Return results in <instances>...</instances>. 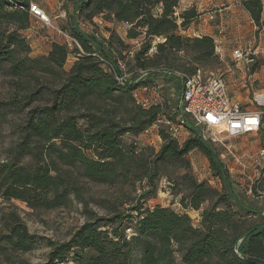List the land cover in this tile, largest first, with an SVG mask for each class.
I'll return each instance as SVG.
<instances>
[{
	"label": "trees",
	"instance_id": "16d2710c",
	"mask_svg": "<svg viewBox=\"0 0 264 264\" xmlns=\"http://www.w3.org/2000/svg\"><path fill=\"white\" fill-rule=\"evenodd\" d=\"M182 1L81 0L76 12L82 22L92 25L96 17L129 25L128 40L143 41L132 58V72L193 75L199 68L179 70L171 66V60L188 53L197 64L216 63L219 56L212 37L184 35L199 14L195 7L181 11ZM239 1L255 25L262 27L264 0ZM31 2L0 0V71L9 65L17 94L14 100L0 103V126L8 122L6 114L10 110L23 116L22 124L16 126L19 143L11 150V158L0 163V198L3 202H23L33 210L67 208L77 201L87 217L67 242L48 240L51 252L44 264H137L133 258L136 249L141 250V264H248L241 254L264 260V228L247 227L232 210L229 202L236 198L215 145L202 142L196 135L180 145L162 130L164 144L152 161L145 150L125 142L126 136L144 134L166 112L162 104L142 108L133 95L154 80L121 85L109 71L114 68L119 72L117 60L109 57L113 31L109 32L110 39L99 43L95 36L72 25L68 33L78 41L82 52L53 42L47 56L32 58L30 44L22 33L32 25ZM117 39L131 51L130 43L119 36ZM157 39L162 41L154 46ZM72 57L67 71L65 66ZM194 150L205 154L214 176L225 187L224 192H218L188 173L182 176V181L192 186L188 202L181 200L185 208L199 211L206 201L217 199L202 213V227L194 226L187 213L163 206L146 210L141 204L133 207L137 220L132 228L126 227L122 215L100 217L88 209L83 187L86 183L130 187L146 180L152 188L144 196H151L157 191L158 164L179 161L188 170V157ZM28 159L32 162L27 163ZM76 173L85 183H80ZM221 203L224 209L218 208ZM34 240L17 213L3 216L0 256L13 262L16 254L26 255L33 249ZM21 261L19 264H32Z\"/></svg>",
	"mask_w": 264,
	"mask_h": 264
},
{
	"label": "rangeland",
	"instance_id": "374dc122",
	"mask_svg": "<svg viewBox=\"0 0 264 264\" xmlns=\"http://www.w3.org/2000/svg\"><path fill=\"white\" fill-rule=\"evenodd\" d=\"M38 1L41 2L44 0ZM60 1L62 2V6L59 7L61 9H57L54 13L50 14L44 9L50 16L54 27H46L32 17V23H34L32 31L28 34L22 32L25 37L29 38L30 57L38 58L47 56L49 54L48 49L53 40L65 43V38L59 36L58 30L67 33L70 31L72 25H77L87 34H93L99 40V43L104 42V38L110 39L109 32L113 31V35L115 36L113 39V52L109 57L112 60H117L125 73H131L133 70V59L129 51L127 49L125 50L118 43L117 39L119 36L126 40V44L131 43L125 37V30L119 24L105 20L102 17L101 19L104 21V24L101 27L84 23L80 20L79 14L76 12L81 0ZM32 2L36 4V0H32ZM45 2L51 4L52 2L57 3L58 1L45 0ZM180 4L181 11L193 7L197 9V4L193 0H184ZM62 12L66 15L58 18ZM194 23L196 21L192 24ZM192 24L189 28H191ZM10 28L12 29L14 27ZM258 34V32L254 31V37H258ZM184 35L188 34L185 33ZM261 35L263 36L262 43L264 44V32ZM161 41V39H157L154 46ZM245 43L243 42L241 45H245ZM131 47L133 46L131 45ZM171 64L176 69L183 71L186 68L197 67L202 69L206 76L224 77L230 92L238 97L237 100L241 105L250 108V110L255 109L254 106H250L254 95L264 94V60H260L258 66L251 68V72L257 73L256 77L249 79L247 76L244 81H235V75L228 74L229 67L233 66L232 62L223 63L217 60L216 63L197 64L193 62L191 54L181 53L171 60ZM70 65L71 62L69 61L67 66H65L67 71L70 69ZM1 69L0 103H8L17 97L15 82L9 75V65H4ZM145 79L154 80V83H151L149 87L156 88L161 94V104L165 112L173 111L177 99L181 94V83L178 79L174 76L171 77L159 73L146 76ZM39 104L35 106H39ZM6 116L8 122L0 126V163L11 158V150L18 145L20 138L16 126L23 122V116L16 113L15 110H10ZM153 127L138 137L129 135L124 138L127 144L133 143L139 150H145V153H147L146 157L152 161L155 160L156 154H158L164 144L161 131H165L166 129L164 127L162 129ZM224 138L223 143H218V145L214 146V149L216 154L219 155L222 164L226 166L228 171V185L236 198V200L229 203H231L232 210L240 215L247 227L262 229L264 228V182L262 180V171L264 168V154L262 155L264 151V130L259 133L247 134L233 139ZM183 144L184 142L180 145ZM188 160L190 162L188 170L184 169L182 162L179 161L159 163L156 167L157 178L155 183L157 184V191L151 196H144L152 188L146 180L130 187L121 185L111 187L103 184L95 185L93 183H86L83 187H85L84 198L88 201V209L100 217L108 216L113 218L117 215H122L126 217V227L132 228L133 225H136L137 220L136 213L132 211L133 207L141 204L146 210L148 208L153 209L157 206H163L169 207L175 212L187 213L192 219L194 226L202 227V213L205 209L212 208L217 203V199H209L202 205L199 211L192 208H185L182 206L181 200L185 198L188 202L192 193V186L189 182H183L182 176L188 173L198 183L205 182L218 192H224L225 187L223 182L214 176L209 160L205 154L194 150L189 154ZM26 162L29 163L32 160L28 159ZM75 176L80 178V183H85V180L79 176V173H76ZM218 208L224 209L225 205L221 203L218 205ZM84 209L82 204L74 201L67 208L33 210L23 202L17 200L3 202L0 198V226L4 215L15 212L22 218L28 231L35 236L33 249L28 254H16L11 258L13 262L7 261L4 256H0V264H19L22 262V259L32 264L46 263L48 254L51 252V249L47 245L48 240L56 244L67 242L73 233L86 223L87 217ZM89 253H92V251H89ZM133 258L137 264H141V250L136 249Z\"/></svg>",
	"mask_w": 264,
	"mask_h": 264
},
{
	"label": "built area",
	"instance_id": "2783aa9c",
	"mask_svg": "<svg viewBox=\"0 0 264 264\" xmlns=\"http://www.w3.org/2000/svg\"><path fill=\"white\" fill-rule=\"evenodd\" d=\"M237 3L242 6L239 0H237ZM29 9L34 19L40 21L46 27H54L50 16L40 5L31 2ZM64 15L66 14L62 12L58 18L64 17ZM98 18L100 19L96 20ZM206 18L210 23L217 19L215 13H209ZM93 22L97 27H101L104 24L101 17H96ZM120 26L125 30V35H127L129 25L126 23L120 24ZM255 27V32H258L259 36H255L252 41L246 42L245 45L236 46L233 50V60L245 64L248 70L258 66L260 60H264V44L262 43L263 36L261 35L264 32V25L259 28L255 25ZM31 29L32 27L26 31ZM58 32L61 37L65 38L64 45L71 50L76 48L81 51L78 41L68 32L61 30H58ZM225 32L222 29L219 30L221 35L226 34ZM90 35L93 36V34ZM25 38L29 40L28 37ZM130 42L133 49H131L129 54L131 58H134L136 49L141 47L143 41L141 39L131 40ZM215 48L216 52H218L219 44L217 41H215ZM97 55L103 61L104 66H106L107 63L102 56ZM109 71L115 75L116 80L121 85L139 83L146 76L159 72L136 70L131 73H125L120 65L119 72H116L114 68ZM164 73L178 79L181 83V94L173 111L166 112L153 128H166L165 132L168 137L176 140L179 144L185 143L190 137L196 135L202 142L218 145V143H223L224 137L233 139L264 130V94L254 95L250 106H254L255 109L250 110V108L241 105L230 94L224 77L206 76L202 69L197 70L193 75L180 72ZM133 95L137 103L146 109L151 106H158V104L161 105L162 102L159 91L149 86H142V88L135 90ZM127 233L131 235L132 231L128 230Z\"/></svg>",
	"mask_w": 264,
	"mask_h": 264
},
{
	"label": "crops",
	"instance_id": "0c3cea01",
	"mask_svg": "<svg viewBox=\"0 0 264 264\" xmlns=\"http://www.w3.org/2000/svg\"><path fill=\"white\" fill-rule=\"evenodd\" d=\"M49 2L38 1L36 3L42 8L48 11V13H54L59 7L62 6V2ZM184 1V0H183ZM196 2L197 11L199 14L196 23L192 24L191 28L183 32L187 33L190 37L200 38L201 36H210L219 44V51L217 52L219 60L223 63L232 62L233 66L229 67L228 74L235 75V81H244L247 76L249 79L255 78L257 73L251 72L246 68L243 63H238L233 60V50L236 46L250 42L254 38L255 23L250 17L249 13L243 8V6L237 3V0H193ZM264 2V1H263ZM209 13H215L216 20L213 23L207 21V15ZM262 21L264 22V9L262 13ZM32 23V18H31ZM33 24L31 27L33 28ZM120 25V24H119ZM223 30L226 34L221 35L219 30ZM25 31L24 34L31 32ZM60 36V35H59ZM61 37V36H60ZM127 37V35H125ZM124 40V39H123ZM126 42V40H124ZM53 42H58L53 40ZM52 42V43H53ZM60 44H64L58 42ZM52 44L48 49L51 50ZM74 58L70 59L71 64ZM228 86V84H227ZM228 91L229 87H228ZM230 94L237 100L238 97L234 96L232 92ZM238 101V100H237ZM148 132V131H147Z\"/></svg>",
	"mask_w": 264,
	"mask_h": 264
},
{
	"label": "water",
	"instance_id": "95a60500",
	"mask_svg": "<svg viewBox=\"0 0 264 264\" xmlns=\"http://www.w3.org/2000/svg\"><path fill=\"white\" fill-rule=\"evenodd\" d=\"M240 257L248 264H264V260L254 256L240 255Z\"/></svg>",
	"mask_w": 264,
	"mask_h": 264
}]
</instances>
